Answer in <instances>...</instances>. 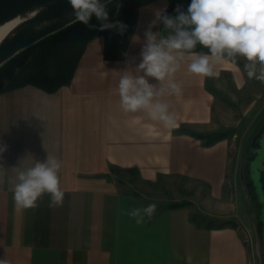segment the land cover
<instances>
[{
    "label": "crops",
    "instance_id": "1",
    "mask_svg": "<svg viewBox=\"0 0 264 264\" xmlns=\"http://www.w3.org/2000/svg\"><path fill=\"white\" fill-rule=\"evenodd\" d=\"M165 6L168 0H158L138 9L131 35L138 40L133 43L130 38L127 57L106 60L105 38L98 36L88 44L69 86L55 93L31 85L0 93V144L7 145L0 156V260L7 264H251L241 231L245 227L232 222L236 214L222 219L205 213L227 223L212 228L195 223L190 206L164 210L139 226L127 214L147 204L121 175L137 177L144 184L165 178L194 180L209 189L211 201L226 198L229 140L207 147L192 134L215 133L211 127L215 112L224 104L225 97L220 96L228 80L234 95L249 88L243 71L247 61L242 57H237L236 65H214L217 75L212 77L190 73L187 61L175 77L182 95L163 98L175 115V127L166 128L143 111L125 113L119 79L125 71L137 74L144 32L155 11ZM152 31L161 33V24ZM145 78L160 86L154 78ZM255 104L253 100L249 105ZM49 155L63 163L59 174L63 203L50 207V196L45 194L37 207L16 212L12 188L17 172L36 161L45 162Z\"/></svg>",
    "mask_w": 264,
    "mask_h": 264
},
{
    "label": "clouds",
    "instance_id": "2",
    "mask_svg": "<svg viewBox=\"0 0 264 264\" xmlns=\"http://www.w3.org/2000/svg\"><path fill=\"white\" fill-rule=\"evenodd\" d=\"M68 2L75 19L90 28L97 27L91 24L95 17L100 21L99 31L115 30L121 35L127 31V25L110 21L108 5L114 0ZM175 11V16L167 14L166 6L155 11L144 32L137 74L125 71L118 83L120 106L125 113L146 112L151 120L162 122L166 128L175 127L176 118L163 98L182 95L175 77L187 61L190 73L212 77L217 75L214 65H236L237 57H242L247 61L243 66L247 77L264 83V0H191L187 11L179 5ZM158 24L164 26V33L152 31ZM131 40L135 43L138 37ZM198 45L208 51H195ZM124 55L127 57V53ZM145 77L154 78L160 86L150 84ZM6 151L7 145L0 144V156ZM62 167L60 159L49 155L45 162L36 161L34 166L19 170L12 188L16 212L37 207L45 194L50 196V207L61 205L65 197L59 175ZM156 210V204L151 203L133 207L127 214L139 226L146 223V218L151 220ZM0 264L7 261L2 259Z\"/></svg>",
    "mask_w": 264,
    "mask_h": 264
},
{
    "label": "rangeland",
    "instance_id": "3",
    "mask_svg": "<svg viewBox=\"0 0 264 264\" xmlns=\"http://www.w3.org/2000/svg\"><path fill=\"white\" fill-rule=\"evenodd\" d=\"M227 83L225 92L220 96L225 99L219 97L224 104L220 105V111L215 112L211 127V131L215 133H229L227 139L230 143L231 159L225 186L226 198L222 202L211 201L209 189L194 180L165 178L156 184H144L134 176L126 178L121 175L120 178L124 179L128 188L137 190L138 198L147 205L156 204L155 214L170 209L169 205L188 201L193 203L189 209L195 217L202 213L212 221L213 216L205 213L222 215V219L227 218L229 213L236 214L237 217L232 222L245 227L241 231L249 249L251 264H264L263 239L246 179L250 147L264 127V83L248 78L249 88L243 95H234L229 80ZM253 100H256V104L250 106Z\"/></svg>",
    "mask_w": 264,
    "mask_h": 264
},
{
    "label": "trees",
    "instance_id": "4",
    "mask_svg": "<svg viewBox=\"0 0 264 264\" xmlns=\"http://www.w3.org/2000/svg\"><path fill=\"white\" fill-rule=\"evenodd\" d=\"M158 0H114L108 5L110 21H120L127 25V31L122 35L115 30L99 31L100 21L93 17L90 28L79 21L62 31L40 41L24 50L0 68V93L15 90L25 86H35L45 92L55 93L64 86H69L75 76L79 63L88 44L98 36L105 38L104 58L109 61L119 60L125 52L137 20L140 7ZM167 14L175 16L177 6L187 11L191 0H168ZM117 4L120 5L117 8ZM161 24V33H164ZM197 52H207L202 46H197ZM203 142L204 146H212L219 140L227 138L229 133H210L207 135L192 134ZM191 202H181L169 205L170 209L190 206ZM192 219L199 225L223 227L227 223L212 220L198 213ZM218 221V222H217ZM217 222V223H216ZM220 223V224H219ZM219 224V225H217Z\"/></svg>",
    "mask_w": 264,
    "mask_h": 264
},
{
    "label": "water",
    "instance_id": "5",
    "mask_svg": "<svg viewBox=\"0 0 264 264\" xmlns=\"http://www.w3.org/2000/svg\"><path fill=\"white\" fill-rule=\"evenodd\" d=\"M13 21L16 25L0 42V68L24 50L78 22L68 0H0V27ZM250 151L253 154L248 158L246 179L264 248V127ZM259 153L260 166L253 167ZM255 185L258 192L253 196L250 188Z\"/></svg>",
    "mask_w": 264,
    "mask_h": 264
},
{
    "label": "bare ground",
    "instance_id": "6",
    "mask_svg": "<svg viewBox=\"0 0 264 264\" xmlns=\"http://www.w3.org/2000/svg\"><path fill=\"white\" fill-rule=\"evenodd\" d=\"M17 21L9 22L0 27V42L4 37L11 31V29L16 25Z\"/></svg>",
    "mask_w": 264,
    "mask_h": 264
},
{
    "label": "flooded vegetation",
    "instance_id": "7",
    "mask_svg": "<svg viewBox=\"0 0 264 264\" xmlns=\"http://www.w3.org/2000/svg\"><path fill=\"white\" fill-rule=\"evenodd\" d=\"M250 153H251V151L249 152V155H250ZM251 154H253V153H251ZM252 166L253 167L254 166L255 167H259L260 166V153H259L258 157L256 158V160L252 163ZM254 174L256 175L255 171H254ZM250 190H251V193H252L253 196L256 195V193L258 192V188H257L256 185L255 186H251Z\"/></svg>",
    "mask_w": 264,
    "mask_h": 264
}]
</instances>
